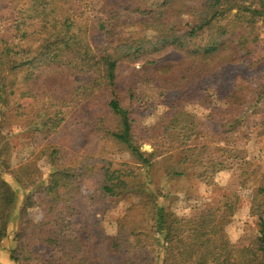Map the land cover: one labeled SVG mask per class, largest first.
Wrapping results in <instances>:
<instances>
[{
  "label": "trees",
  "instance_id": "obj_1",
  "mask_svg": "<svg viewBox=\"0 0 264 264\" xmlns=\"http://www.w3.org/2000/svg\"><path fill=\"white\" fill-rule=\"evenodd\" d=\"M263 21L264 0H0V244L10 235L16 188L29 190L11 260L264 264V171L245 168L242 182L253 184L252 250L227 233L230 197L200 219L180 217L151 174L161 164L167 178L217 186L222 172L247 165L238 142L264 135V82L224 92L215 78L228 66L264 64ZM133 30L141 35L129 36ZM170 50L182 59L159 64ZM195 91L220 145L188 110ZM213 99L223 107L210 106ZM25 133L32 154L13 170L11 140ZM114 147L135 162L113 159ZM90 180L94 190L85 192ZM118 208L110 234L99 217ZM31 209L39 220L27 217Z\"/></svg>",
  "mask_w": 264,
  "mask_h": 264
},
{
  "label": "rangeland",
  "instance_id": "obj_2",
  "mask_svg": "<svg viewBox=\"0 0 264 264\" xmlns=\"http://www.w3.org/2000/svg\"><path fill=\"white\" fill-rule=\"evenodd\" d=\"M259 31L261 36L260 49L264 53V21L259 24ZM140 30H133L129 36H140ZM214 39L213 29L207 40ZM183 55L180 52L170 50L166 54L157 59L159 64L163 63H177L182 59ZM264 82V64L257 70L248 71L244 66H228L224 68L215 78V87L226 92L232 89L234 86H256ZM144 91L148 93L149 89ZM191 93V92H190ZM187 93L192 101L188 105V110L194 113L196 122L200 129L204 130L207 135V140L215 141V144H222L223 136L217 134L218 127L210 119L209 111L205 106L199 105V92ZM210 106H217L222 108V102H216L212 100ZM264 105V102H263ZM159 111L163 107L159 106ZM158 111V112H159ZM157 114L149 115L145 119V123L154 124L157 120ZM148 115V114H147ZM245 129L241 130L243 132ZM247 134V131H245ZM30 134L19 135L11 140L13 143L10 148L12 156L11 169L15 170L17 163L22 160H26L32 151L28 149L30 143ZM216 137V138H215ZM212 138V139H211ZM214 139V140H213ZM239 148L243 152L244 160L247 165L244 168L234 167L231 170L222 172L216 179L217 186H208L201 183L197 179L191 177V175H185L184 177L167 178L162 165L155 166L152 171V177L154 178L152 187L155 191L163 192L165 194L164 203L171 208L178 216L190 219H200L202 215L210 208L222 205L225 202V198L230 197L235 205L234 215L227 226V233L232 242L240 248H249L252 250L256 241V235L258 231L257 220L251 216L250 206L253 198V184L250 188L242 186V182L248 170L263 172L264 171V135L256 136L255 134H247L240 138L238 142ZM146 150L151 148L146 147ZM109 156L118 161L135 162L129 152L122 150L121 148H113ZM245 168H249L245 170ZM14 186L15 184L12 183ZM95 187L94 181H86L83 184V190L85 192L93 191ZM17 200L11 210L10 224H9V237H7L0 244V264H15L11 260V251L15 247L13 241V235L17 232L19 226V217L21 214L22 204L26 194L29 190L17 187ZM121 213V208L115 209L107 213L103 217H99L101 225L105 230L114 234L116 230V219ZM27 217L30 220H39L41 218V212L38 209H31L27 213ZM251 253V251H249ZM250 259V258H249Z\"/></svg>",
  "mask_w": 264,
  "mask_h": 264
}]
</instances>
